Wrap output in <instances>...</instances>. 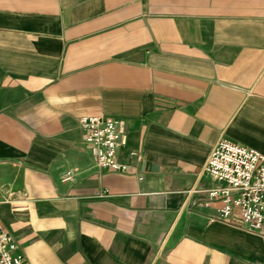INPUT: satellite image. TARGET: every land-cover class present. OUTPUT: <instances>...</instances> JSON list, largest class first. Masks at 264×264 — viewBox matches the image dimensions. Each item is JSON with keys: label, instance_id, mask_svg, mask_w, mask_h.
I'll return each mask as SVG.
<instances>
[{"label": "crops", "instance_id": "obj_1", "mask_svg": "<svg viewBox=\"0 0 264 264\" xmlns=\"http://www.w3.org/2000/svg\"><path fill=\"white\" fill-rule=\"evenodd\" d=\"M84 114L122 120L126 170L93 165ZM220 134L264 150V0H0V226L25 264H264L204 192Z\"/></svg>", "mask_w": 264, "mask_h": 264}, {"label": "built area", "instance_id": "obj_2", "mask_svg": "<svg viewBox=\"0 0 264 264\" xmlns=\"http://www.w3.org/2000/svg\"><path fill=\"white\" fill-rule=\"evenodd\" d=\"M77 121L84 130L82 139L93 165L101 169L126 170L127 164L117 158L125 139L122 120L84 114ZM200 172L218 182L204 190L206 196L220 199L214 217L264 237V150H256L220 134L209 147ZM67 178L69 174L66 173L63 179ZM103 193V190L96 192L97 195ZM0 264H25L21 252L1 226Z\"/></svg>", "mask_w": 264, "mask_h": 264}]
</instances>
